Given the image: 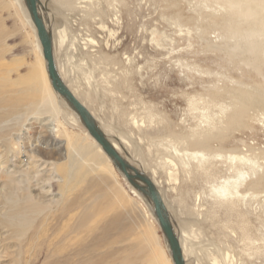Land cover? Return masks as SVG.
<instances>
[{"label": "bare ground", "instance_id": "bare-ground-1", "mask_svg": "<svg viewBox=\"0 0 264 264\" xmlns=\"http://www.w3.org/2000/svg\"><path fill=\"white\" fill-rule=\"evenodd\" d=\"M39 1L45 15L48 5ZM185 1L197 3L209 17L219 20L221 26L209 25L214 35L211 43L223 48L226 60L240 72L238 80L227 74H214L231 87L221 100L191 99L189 106L199 113L200 121L189 134L164 136L162 129L157 133L154 128L145 131L149 127L135 116L130 119L131 125L140 134L133 142L102 124L93 107L96 95L101 97L93 68L87 65L90 63H86L83 54L76 57L82 47L96 43L90 38L83 43L70 38L67 43L70 15L65 13L76 9L88 16L103 8L101 0H50L53 12L64 19L67 27L58 32L52 26L50 29L56 68L63 83L89 110L117 151L130 154V158L122 155L138 170L149 173L168 210L185 264H245L247 259L262 264L264 149H229L222 142L227 134L243 127L245 118L264 127V0ZM117 2L111 0L110 8H114L112 21L120 25V14L113 7ZM7 3L19 17L20 29L30 26V31L24 32L35 54L26 71L13 68L11 63L16 60L6 43L11 33L0 21V264H173L165 238L163 242L158 235L152 204L128 184L78 115L53 91L41 43L24 0ZM170 20L167 22L180 33L185 32L188 37L193 33ZM103 24L100 22L101 28H105ZM195 33L200 34L199 29ZM156 35L157 31H151L150 42L162 47ZM68 44L70 54L66 51ZM63 56L66 60L61 64ZM193 69L200 73L201 68ZM243 69L254 72L260 83L243 81ZM59 101L70 110L68 114L62 115ZM32 121H38L39 126L36 139L30 140L25 129ZM68 125H81L83 135L69 131ZM215 141L219 144L211 145ZM144 142L148 153L153 148L157 153L162 151L163 162L159 166L166 171L164 185L157 180L156 169L148 172L136 159ZM193 171L205 176L203 186L208 193L193 191L187 200H182L178 190L184 180L180 181V176L191 181ZM118 173L136 199L128 194ZM165 187L177 197L176 209L168 205ZM208 197L215 206L238 214L239 232L227 225L222 229L229 231L242 252L236 253L232 246L218 244L205 235L201 225L210 221L203 213V202Z\"/></svg>", "mask_w": 264, "mask_h": 264}, {"label": "rangeland", "instance_id": "rangeland-1", "mask_svg": "<svg viewBox=\"0 0 264 264\" xmlns=\"http://www.w3.org/2000/svg\"><path fill=\"white\" fill-rule=\"evenodd\" d=\"M101 1L104 3L103 8H99V11L97 9L95 13H90L88 16L76 9L71 10L72 12L66 11V15H70L66 24L68 28L64 25V19L58 15L56 16L55 11L53 12L54 9L50 5V0H44V3L48 5L44 16L50 29L52 27L56 29L55 32L68 29L66 32L68 33L67 43L71 39L76 42L82 40V43L83 40L89 38L95 41L96 44H88L85 49L82 47V50H78L76 57L79 59L83 54L86 57V63H90L87 65L93 68V79L95 83L99 84L100 88L98 90H100L98 92L101 94V97L99 94L96 95L93 107L97 110V115L100 117L102 124L105 127H111L116 134H120L124 139L133 142L137 140L136 137L140 134L131 125L130 119L135 116L139 123L144 121L145 125L149 127L145 131H153L155 129L153 132L157 133L162 129L163 131L161 130L160 132L164 136L169 134H189L190 130L198 126L199 124L196 123L200 121L199 113L195 110L193 111L192 106H189L191 105V99L201 97L209 98L210 100L215 98V100L219 101L224 98V92L229 91L231 87L223 77L220 78L214 75L216 72L227 74L237 80L240 77V72L235 69L237 68L236 65H230L228 60H226L223 48H220L219 45L218 47L212 45L214 35L209 25L216 23L221 26V23L219 20L215 19V21L209 17L208 12L201 10L197 3H191L189 2L190 0H187L188 4L185 0H118L121 4L118 2L113 4L115 11L118 15L120 14L121 18L120 25H117L112 21V10L114 8L112 6L110 8L111 0ZM23 13L21 11V17ZM178 15L180 16L178 17ZM166 19L178 22L193 33L189 37L186 36L187 34L185 35V32L180 33ZM176 19L177 21H175ZM18 20L19 17L14 14L7 0H0V21L6 32L8 34L11 33L6 43L11 49L13 58L17 61L11 63V65L13 68L16 67L24 72L27 70L26 66L33 61L35 53L32 52V45L28 44L27 36L24 32L25 30L29 32L30 26H25V30H21ZM100 22L104 23L105 28L100 27ZM220 26L219 28L221 29ZM196 29L200 31V34H197L200 38L195 33ZM154 30L157 31L156 39L158 42L163 43L162 47H156L150 42L151 31ZM109 31L115 35H110ZM66 51L67 54H70L69 44ZM63 57L60 58L61 64L64 63V59L66 60ZM177 63L182 65L178 67ZM11 65L10 67L12 68ZM193 67L201 68L199 69L200 73H197ZM243 70V81L260 83L254 72ZM225 71L226 73H224ZM216 83H219V86H215L218 85ZM59 106L62 115L70 112L60 101ZM196 114L198 115L196 116ZM149 121H152V124ZM38 126V121H35V123L26 127V133H24L31 137L29 138L30 140L36 139ZM67 127H70L69 131L74 134L83 135L82 131H84V128L81 125L79 127L68 125ZM231 133L225 136L222 142L223 147L229 149H264V127L254 119L245 118L243 127ZM218 144V141L211 143L213 146ZM146 148V142L142 143L141 151L136 152L138 155L136 159L142 163L148 172L156 169L157 180L164 185L166 171L159 166L163 162L162 151L157 153V149L153 148L152 152L148 153ZM122 154L130 158V154L125 151ZM147 174L149 175V173ZM118 176L128 194L136 199L119 173ZM180 177V181L184 180L178 190L182 200H187V195L193 191L208 193L207 188L205 189V186H203L206 178L200 173L193 171L191 181H186L182 175ZM164 196L170 207L173 206L175 209L178 207L177 197L166 190V187ZM189 203H191V200ZM203 213L210 220L204 221L202 223L203 227L201 225L205 235L215 239L218 244L232 246L236 253L242 252V248L230 236L229 231L222 229L223 225H227L239 232L240 219L238 214L215 206L209 197L205 198L203 202ZM155 226L158 235L164 242V236L159 226L156 223ZM248 262L250 264H259L249 259L246 260L245 264H249ZM261 263L264 264L263 258Z\"/></svg>", "mask_w": 264, "mask_h": 264}, {"label": "water", "instance_id": "water-1", "mask_svg": "<svg viewBox=\"0 0 264 264\" xmlns=\"http://www.w3.org/2000/svg\"><path fill=\"white\" fill-rule=\"evenodd\" d=\"M24 2L41 43L42 54L46 62V70L53 91L78 115L81 124L87 130L88 134L101 147L114 167L124 176L128 184L152 204L154 216L168 245L173 264H185L178 237L174 232L168 210L159 190L148 175L130 164V162L117 151L110 142V138L105 135L89 110L63 83L54 61L52 32L46 22L45 16L41 12L40 1L24 0Z\"/></svg>", "mask_w": 264, "mask_h": 264}]
</instances>
